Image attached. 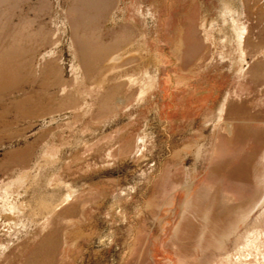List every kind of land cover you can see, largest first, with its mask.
Wrapping results in <instances>:
<instances>
[{
	"label": "rangeland",
	"instance_id": "obj_1",
	"mask_svg": "<svg viewBox=\"0 0 264 264\" xmlns=\"http://www.w3.org/2000/svg\"><path fill=\"white\" fill-rule=\"evenodd\" d=\"M0 264H264V0H0Z\"/></svg>",
	"mask_w": 264,
	"mask_h": 264
}]
</instances>
